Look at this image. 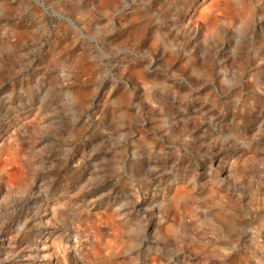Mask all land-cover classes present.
Wrapping results in <instances>:
<instances>
[{
  "label": "rangeland",
  "instance_id": "rangeland-1",
  "mask_svg": "<svg viewBox=\"0 0 264 264\" xmlns=\"http://www.w3.org/2000/svg\"><path fill=\"white\" fill-rule=\"evenodd\" d=\"M0 264H264V0H0Z\"/></svg>",
  "mask_w": 264,
  "mask_h": 264
}]
</instances>
